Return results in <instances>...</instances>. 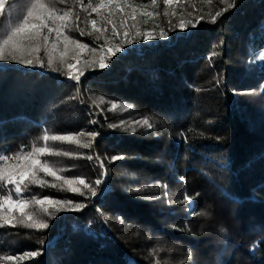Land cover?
Wrapping results in <instances>:
<instances>
[{"label":"trees","instance_id":"trees-1","mask_svg":"<svg viewBox=\"0 0 264 264\" xmlns=\"http://www.w3.org/2000/svg\"><path fill=\"white\" fill-rule=\"evenodd\" d=\"M133 2L161 13L137 26L159 24L168 39L137 37L108 68L86 70L79 83L55 60L61 71L50 70L44 46L43 67L0 61V154L45 144L72 153L41 159L84 193L40 173L56 187L31 186L25 196L86 204L81 211L49 208L52 215L30 206L26 211L46 220L47 229L22 226L13 210L15 227L0 226V264H264V0H237L216 23L211 15L226 7L220 0H187L185 18L205 17L187 31L169 30L180 17H164L163 0L155 7ZM21 3L22 15L29 0ZM56 7L71 8L86 30L87 20L98 19L72 0ZM68 34L90 46L103 43ZM53 41L55 33L47 49ZM61 51L58 43L51 55ZM82 131L98 133L91 148L43 140L45 133ZM38 249L35 258L3 259Z\"/></svg>","mask_w":264,"mask_h":264},{"label":"snow or ice","instance_id":"snow-or-ice-1","mask_svg":"<svg viewBox=\"0 0 264 264\" xmlns=\"http://www.w3.org/2000/svg\"><path fill=\"white\" fill-rule=\"evenodd\" d=\"M73 3H79L85 12L91 16L96 14L98 19H89L86 24L90 26V30L81 28L79 21L80 17L74 15L71 8L58 9L56 4H68L69 0H29L24 14H20L23 7L21 0H0V61H13L26 65L44 66L43 61L38 56L41 47L44 46L48 51L47 66L50 70L56 72L61 71L60 68L54 66V58L51 52L56 51L57 44H63V51L60 52V64L66 69L65 74L68 79L74 80L77 83L85 76L86 70L105 69L109 67V61L117 53L124 50V45L131 44L139 37L144 40L153 39H168V32L161 28L159 24L153 28H140L138 23L147 24L149 20H155L161 15L158 11L146 10L141 5H137L133 0H98L93 4L92 0H88L85 5L84 0H72ZM207 4H212L213 0H204ZM220 3L226 7L221 11H216L211 15V22L216 23L217 18L222 16L224 12L236 6L237 0H220ZM6 4L8 9L6 10ZM151 6L155 7L158 0H150ZM187 0H163L164 11L163 16L180 17L177 25H174L169 30L174 31L177 27L181 31H187L189 28H196L199 22L205 17L203 15L195 16V19L185 18L184 5ZM177 6L180 11L175 9L169 13L168 9L171 6ZM90 10V11H89ZM193 11L187 12V16L194 15ZM117 17L119 18L117 21ZM140 18H143L142 20ZM131 21V23H129ZM167 23L172 25V20L168 19ZM156 28H159L157 34ZM47 30V34H45ZM78 31L81 36H93L96 41L103 40L98 46H90L79 39L73 38L68 32ZM110 35H106L109 33ZM55 33V41H53L51 49H47L49 37ZM87 51L88 58L84 59V54ZM215 55V53H213ZM69 58V59H66ZM259 58L264 60V52L259 54ZM69 60L71 62H69ZM117 105L113 104L112 109H116ZM143 123L148 127L151 124L148 120ZM116 127V125H109ZM98 133L96 132H80L76 134L64 135H49L45 133L43 140L67 142L76 144L82 148H91ZM88 137L87 141L81 137ZM71 156L72 153L67 151H57L45 144L44 147L33 145L30 151L25 152L23 148L12 156L8 154H0V191H6L7 194H0V226L11 225L17 218L12 215L13 210L20 213L18 223L27 228L47 229L49 224L46 220H40L34 215L26 211L30 206L36 205L43 209L46 215H52L48 209L54 207L59 211H81L86 207L84 203H76L72 200H56L48 196L37 198L35 195L25 196V193L31 192V186L38 187H56V184H50L47 180L41 177H54L56 180H62L68 186L69 191L78 192L84 195L79 188L73 187L77 181L66 179L57 174L54 166L47 160H42L43 156ZM92 160L93 156L86 157ZM120 156H113V161L122 159ZM96 159H99L96 157ZM103 162H101V167ZM183 179V177L181 178ZM78 183L83 185L85 189L96 195V188L92 184L85 181L83 178H78ZM95 185L102 183L97 179ZM11 186V187H9ZM15 194V198L14 195ZM185 199L191 202V197L185 196ZM7 209V212L4 211ZM206 215L207 213H202ZM43 243V241H40ZM41 255V251L26 252L20 256H7L3 259L8 261H22L27 258H35Z\"/></svg>","mask_w":264,"mask_h":264},{"label":"rangeland","instance_id":"rangeland-1","mask_svg":"<svg viewBox=\"0 0 264 264\" xmlns=\"http://www.w3.org/2000/svg\"><path fill=\"white\" fill-rule=\"evenodd\" d=\"M86 5V4H85ZM90 11V10H89ZM92 14H95V13H92ZM91 14V15H92ZM84 56H85V54H84ZM66 59H69V58H66ZM54 60H55V63H59L60 64V53L59 54H57L56 53V55L54 56ZM25 259H27V257L25 258ZM24 259V260H25ZM23 261V260H22Z\"/></svg>","mask_w":264,"mask_h":264}]
</instances>
